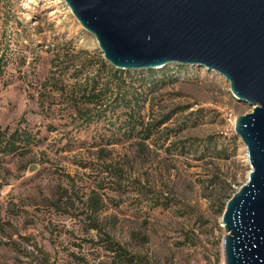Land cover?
<instances>
[{
	"label": "rangeland",
	"instance_id": "1",
	"mask_svg": "<svg viewBox=\"0 0 264 264\" xmlns=\"http://www.w3.org/2000/svg\"><path fill=\"white\" fill-rule=\"evenodd\" d=\"M110 68L65 0H0V264H226V202L251 171L235 122L253 106L205 66L119 69L121 87ZM125 90L139 135L124 104L105 109Z\"/></svg>",
	"mask_w": 264,
	"mask_h": 264
},
{
	"label": "water",
	"instance_id": "2",
	"mask_svg": "<svg viewBox=\"0 0 264 264\" xmlns=\"http://www.w3.org/2000/svg\"><path fill=\"white\" fill-rule=\"evenodd\" d=\"M117 69L201 65L253 106L235 131L248 180L222 217L226 264H264V0H65Z\"/></svg>",
	"mask_w": 264,
	"mask_h": 264
},
{
	"label": "trees",
	"instance_id": "3",
	"mask_svg": "<svg viewBox=\"0 0 264 264\" xmlns=\"http://www.w3.org/2000/svg\"><path fill=\"white\" fill-rule=\"evenodd\" d=\"M102 63H103V67H105L106 62L103 60ZM110 69H112V74H110V77H108V79H110V80L106 81L105 83L112 82L114 85H119V87H121V85L123 83H125L124 82L125 81L124 80L125 79L124 78L125 77L124 72L117 69V68H110ZM151 75L147 74L145 76L144 75L138 76L136 74H131L130 72H128L126 74V77L130 78L131 81L134 80V81L139 82V84L141 86V85L145 84V82H148L151 80ZM93 79H94L93 82H91L89 84V86H87L85 88L86 89L85 93H87L88 91L90 93H87V94L84 93L83 96L85 97V103L96 105L102 101L101 98H103V95L105 96V94L103 92H100V91H98V92L95 91L96 85H97V78L93 77ZM128 94H131V93L127 90L123 91L122 93L121 92L117 93V98L114 99L110 104H108L107 107H105V109H110V112H112L111 114L115 115V111L118 108L119 103L121 105L124 104L123 106L128 108V110L126 112V116H127L128 120H126V121H128V130L130 132V135H137V134L139 135L141 132L144 133L143 131H145L144 129H137V127L138 128L142 127L143 123H144L142 121L140 115H139V106H138L139 102L137 101L139 99L136 100V98H138V96H134L133 94H131V97H130V96H127ZM134 97H136V98L134 99ZM105 114L106 113H104V115ZM158 124H160V122L156 123L154 126H156ZM148 135L149 134H145L144 137H148ZM207 146H208L207 143L204 145H201L199 142L196 147L204 148V149H202L201 153L205 154ZM222 150L224 151V148ZM222 150H221V152H222ZM231 197L232 196H230L229 199ZM110 249L115 251L116 253H118V255L121 256L124 261H127L129 263L130 262L133 263L135 261L134 257L127 255V252L125 251V249H123V247H121L119 245L118 246H111Z\"/></svg>",
	"mask_w": 264,
	"mask_h": 264
}]
</instances>
